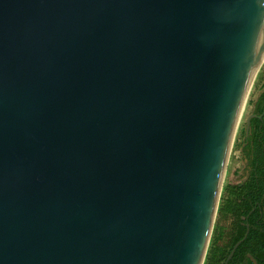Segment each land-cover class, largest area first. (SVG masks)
<instances>
[{"label": "water", "instance_id": "obj_1", "mask_svg": "<svg viewBox=\"0 0 264 264\" xmlns=\"http://www.w3.org/2000/svg\"><path fill=\"white\" fill-rule=\"evenodd\" d=\"M262 62L264 0H0V264H203Z\"/></svg>", "mask_w": 264, "mask_h": 264}, {"label": "trees", "instance_id": "obj_2", "mask_svg": "<svg viewBox=\"0 0 264 264\" xmlns=\"http://www.w3.org/2000/svg\"><path fill=\"white\" fill-rule=\"evenodd\" d=\"M253 115L257 118L251 120V134L247 138L243 135L241 150L249 174L245 182L227 188L233 203L230 208L221 209L220 216L230 214V231L209 264H226L234 246L244 239L247 231V238L228 264H264V93L254 104Z\"/></svg>", "mask_w": 264, "mask_h": 264}, {"label": "rangeland", "instance_id": "obj_3", "mask_svg": "<svg viewBox=\"0 0 264 264\" xmlns=\"http://www.w3.org/2000/svg\"><path fill=\"white\" fill-rule=\"evenodd\" d=\"M264 93V62L258 67L256 74L254 76L252 85L250 87L244 108L236 128V132L233 138L232 147L229 153L228 161L226 164V169L224 177L222 180L220 198L218 202V207L216 211V216L214 218V223L212 227V232L208 242L207 251L205 254L203 264L211 263V258L217 249H221L222 245L227 241V235L230 231L231 217L230 214L220 216L221 209H228L233 203V197L227 194V188H233L246 180V166L247 163L242 157V142L243 135H245L246 123L249 116L253 115L254 104L259 99L260 95ZM214 251L212 254L211 251ZM217 255V254H216ZM219 258L216 257V259Z\"/></svg>", "mask_w": 264, "mask_h": 264}, {"label": "flooded vegetation", "instance_id": "obj_4", "mask_svg": "<svg viewBox=\"0 0 264 264\" xmlns=\"http://www.w3.org/2000/svg\"><path fill=\"white\" fill-rule=\"evenodd\" d=\"M246 172H247V175L246 176H248V174H249V171L246 169ZM246 179H247V177H246ZM246 181V180H245Z\"/></svg>", "mask_w": 264, "mask_h": 264}, {"label": "bare ground", "instance_id": "obj_5", "mask_svg": "<svg viewBox=\"0 0 264 264\" xmlns=\"http://www.w3.org/2000/svg\"><path fill=\"white\" fill-rule=\"evenodd\" d=\"M259 66H260V65H259ZM259 66H258V67H259Z\"/></svg>", "mask_w": 264, "mask_h": 264}]
</instances>
